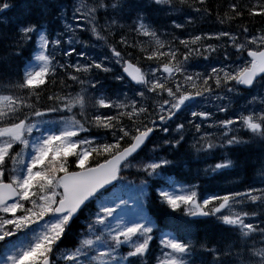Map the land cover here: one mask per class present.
Listing matches in <instances>:
<instances>
[{
    "label": "snow or ice",
    "instance_id": "6c2138e0",
    "mask_svg": "<svg viewBox=\"0 0 264 264\" xmlns=\"http://www.w3.org/2000/svg\"><path fill=\"white\" fill-rule=\"evenodd\" d=\"M15 7L0 0V264H264V0ZM213 16L218 30L169 31ZM201 176L230 183L208 193Z\"/></svg>",
    "mask_w": 264,
    "mask_h": 264
},
{
    "label": "trees",
    "instance_id": "16d2710c",
    "mask_svg": "<svg viewBox=\"0 0 264 264\" xmlns=\"http://www.w3.org/2000/svg\"><path fill=\"white\" fill-rule=\"evenodd\" d=\"M10 2L14 5H16V7L13 9L12 12H10L8 15L11 16L14 13H20L23 11V9L20 7L21 4L24 3H31L32 0H10ZM228 2V0H211V3L215 4V3H222V4H226ZM36 9H33V12L35 14ZM181 16L180 14H173L171 16H164L161 15L157 20L156 23L153 25L154 27L160 25V24H165V25H170V23L173 20H180ZM215 19V16L212 17L211 20H204V21H197L195 26L189 25L185 30L181 31V30H177V29H169V31H171L174 35H178L181 38H187V35L189 32H201V31H213V30H218L220 29L222 26L219 24H215L213 23ZM245 20L248 21L249 23V27L252 28L253 30H255V28L260 27L261 26V22L259 20V18H255V22L253 23L252 21L248 20V17H245ZM100 21L101 23H104V16L103 14H101L100 16ZM121 23H125L124 21H121ZM127 23H131L130 21H128ZM225 28H227V26H223ZM231 31H236L237 30V25L235 23H233L232 27L229 29ZM116 39H119V35L121 33V29L119 28V26H116ZM126 31V29H125ZM161 31H164V29H161ZM88 37L85 36V39H87ZM166 39H171V36H166ZM140 39L145 40V46L146 47H151V43L149 41H147L146 38L141 37ZM214 42V41H211ZM176 43L178 44V41H176ZM79 47V46H78ZM90 51H95L97 54L99 53V49L96 50H90ZM219 58H223V52L221 51ZM206 62H204L203 60H198V59H193L191 61V64L189 67H191L192 69H194L195 71H201V65L205 64ZM149 62L145 61L141 58V66L147 68ZM102 77L105 76L106 74L101 73L100 74ZM106 83H108L109 85H112V87H115V83L113 81H111L110 79L106 80ZM73 91H78V86L76 88L73 89ZM109 91L111 92V88L109 89ZM94 131H96L95 129H93V134H96ZM102 134V133H101ZM187 147V146H185ZM241 159L244 158V156L246 155L245 153H241ZM198 165L196 164L195 161H190V167L193 170V172L195 171L196 167ZM199 167H204V165H199ZM176 176L177 178H183L185 176H187L189 179L191 178V176H188L187 171L184 170L183 172L180 169L176 170ZM252 176L251 171H249V173L247 175L241 174L239 179L240 180H249ZM141 178V177H140ZM231 179H236L235 177H232ZM201 180L203 181L201 187L202 190H206L208 193L212 192V191H220L223 187H227L230 183L229 178H225V177H217L215 180H211V179H206L203 176H201ZM154 183V182H153ZM154 195V193H151V191L149 192V209L151 212L154 213V215L157 217L156 214H158L160 217H162V220H164L162 212L166 211L164 209L159 208L158 206H156L155 204L151 203V198ZM173 216L177 217L178 220H183L182 217L183 213L178 212V213H173ZM193 229L195 230V232L199 231L200 235L204 234V230L202 228L198 229L197 227H193ZM81 230V225L79 222H75L72 225V229H71V234L68 236L67 239H65L64 244L65 246L68 245V247L75 245L76 243V233H78ZM62 245V246H63ZM64 246V247H65Z\"/></svg>",
    "mask_w": 264,
    "mask_h": 264
},
{
    "label": "rangeland",
    "instance_id": "374dc122",
    "mask_svg": "<svg viewBox=\"0 0 264 264\" xmlns=\"http://www.w3.org/2000/svg\"><path fill=\"white\" fill-rule=\"evenodd\" d=\"M219 59H220V60H222L223 58H222V59H221V58H219ZM221 115H223V114H221Z\"/></svg>",
    "mask_w": 264,
    "mask_h": 264
},
{
    "label": "bare ground",
    "instance_id": "6f19581e",
    "mask_svg": "<svg viewBox=\"0 0 264 264\" xmlns=\"http://www.w3.org/2000/svg\"><path fill=\"white\" fill-rule=\"evenodd\" d=\"M190 142H191V139H190Z\"/></svg>",
    "mask_w": 264,
    "mask_h": 264
}]
</instances>
